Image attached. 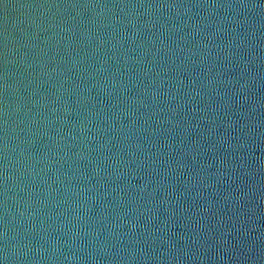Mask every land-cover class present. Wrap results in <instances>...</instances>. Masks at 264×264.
<instances>
[{
  "label": "water",
  "instance_id": "water-1",
  "mask_svg": "<svg viewBox=\"0 0 264 264\" xmlns=\"http://www.w3.org/2000/svg\"><path fill=\"white\" fill-rule=\"evenodd\" d=\"M0 264H264V0H0Z\"/></svg>",
  "mask_w": 264,
  "mask_h": 264
}]
</instances>
